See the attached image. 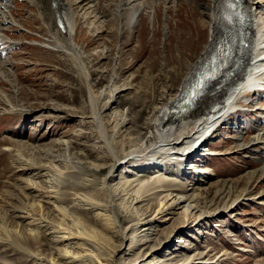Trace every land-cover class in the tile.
Here are the masks:
<instances>
[{"label":"rangeland","instance_id":"374dc122","mask_svg":"<svg viewBox=\"0 0 264 264\" xmlns=\"http://www.w3.org/2000/svg\"><path fill=\"white\" fill-rule=\"evenodd\" d=\"M63 1L71 5L76 17L73 43L84 74L51 44L48 23L31 0H0L8 8L2 15H8L3 18L9 23L0 24L5 34L0 45V96L9 101L8 107L0 102V217L11 211L10 224L24 239L22 246L32 251L22 238L19 212L29 202L39 201L48 219L53 220L55 209L61 207L64 214L82 220L80 225L96 230L105 244L102 256L110 253L119 264H264V147L257 148L258 153L238 147L253 133L240 142L233 139L237 127L233 125L243 119L245 98L238 102L236 116L200 148V153L207 150L209 154L187 161L194 169L206 170V180L175 166L162 172L144 166L147 170L138 173L131 166L114 168L109 185L124 239L117 226L104 229L103 211L77 207L70 199L31 201L24 186L27 176L11 164V156L28 166L72 171L89 197L90 188L98 186L111 164L107 146L90 124L91 99L96 108H103L120 87L127 88L101 120L116 154L133 150L154 132L149 123L154 110L173 101L211 35L207 7L213 0H146L154 11L144 13L133 30L122 28L126 12L118 15V0H95L90 19L87 7L73 5L77 0ZM263 121L257 127L264 129ZM138 135L142 139L134 144ZM157 175L158 180L152 179ZM34 183L45 186L40 178ZM173 195L197 197V214L186 217L182 210L157 214L161 202ZM155 217L157 222L142 227ZM137 222L133 234L131 228ZM40 244L45 246L44 241ZM43 246L37 251L41 253ZM0 264L38 263L0 244Z\"/></svg>","mask_w":264,"mask_h":264},{"label":"bare ground","instance_id":"6f19581e","mask_svg":"<svg viewBox=\"0 0 264 264\" xmlns=\"http://www.w3.org/2000/svg\"><path fill=\"white\" fill-rule=\"evenodd\" d=\"M94 1L95 0H77L73 5L76 6L77 9L87 7L86 10L90 11L87 18L90 19L91 17H89V15L95 13L93 9ZM117 2L118 15L121 16L120 13L121 11L123 12V10L126 12L124 17H122L124 21L121 24L122 28L125 29H135L144 13L150 14L154 11L152 4H147L146 0H118ZM31 3L39 10L40 18L48 23L47 33L50 35L51 44H55L58 51L73 60L76 69L84 74L82 60L73 43V35L76 34L78 24L75 21L76 17L73 10L70 11L71 5L64 3L63 0H31ZM263 4L264 0L238 1L235 13L238 23V36L239 39L243 40V43L240 44L241 51H232L233 54L230 60H232V63L238 58L239 59L233 63L232 66L230 63V67H226L225 65L217 66V71L222 73V76L216 79V81L207 83L205 88L202 89V92L200 91L193 100V104L187 110L188 112L179 119H175L171 115V109L175 103L177 105L182 101L179 99L180 95L185 93L186 89L189 90V93L195 88L199 78L204 74H211L213 72V67H216V60L221 59V51L218 44L222 32L224 31L223 29L228 27L229 24L227 19L229 9L225 4V0H213V4L211 2V5L207 7V14L209 13L208 16L211 27V35L208 43L205 45L200 58L193 68L187 72L179 87V92L173 101L160 108H156V110H154L155 114L152 112L153 115L149 123L153 124L152 126L155 128L154 132L147 139H142L140 135H138L132 140L133 143L136 144L142 139L140 144L136 145V148L133 150L126 153L121 152L122 154H116L112 146L113 143H111V140L107 137L106 128L101 120L102 113L116 104L117 95L127 88L120 87V89L110 97L111 99L103 108H96L95 101L91 99L94 107L90 114V124L95 130L96 136L99 137V141L105 144V147L107 146L106 152L110 157L111 164L108 173L101 179L98 186L90 188L91 194H89V197H86V194L82 192L85 187L81 185V180L79 181L76 175L72 174V171H66V169L62 171L59 169V171L55 166H28L23 164L24 162H21L16 156H11V164L19 172L27 176L24 186L27 194L32 196L31 201L33 198H44L47 200L53 199L52 202L57 203V200L60 202L63 199H70L77 204V207L81 206L84 209L88 207V209L103 211L105 212V214H103L105 216H102L101 220L105 221L104 229L116 230L114 228L117 226L121 233L120 237L124 239L125 230H120L117 210L115 205L112 204L114 191L112 192L113 189L110 188L109 185L111 181L109 177L114 168L118 170L125 166H131V170L138 173L144 170V166H147L148 169H158L161 172L163 169H170L172 166H175L179 168L181 172H192L196 176L202 175L206 180V170L202 168L194 169L192 166H188L187 161L197 154H209L207 150H203V152L200 153V148L219 130L222 124L227 122L231 116H236L235 113L239 110L238 102L245 98L244 103L253 107V112H255L254 115L260 111V114H257V118L259 120H264V107L258 106V101L249 99L246 93L249 89L261 83V80L264 82L262 74H258L264 71V13L261 14L258 12L260 8L262 9V7H264ZM3 12L8 13V8L0 4V16L2 18L5 16L2 15ZM5 18L8 19V15H6ZM7 19L3 18L0 24L7 25ZM3 33L4 32L0 31V45L5 41L3 40L5 39V34ZM12 46L14 47L16 45L13 44ZM229 68H233L234 70L230 78L227 75ZM0 102L3 106L8 107L9 101L7 99L1 98L0 96ZM9 107L11 108V106ZM12 108L14 107L12 106ZM257 118L255 120H257ZM251 123L253 122L251 121ZM236 128L235 131L237 134H235L236 136H234L233 139L240 142L241 139H245L244 137L246 136ZM148 139L150 143H148ZM238 147H244L249 153H258L256 149L264 147V129L257 127L253 135L249 136L247 142L243 146L240 145ZM145 170H147V168H145ZM252 173L256 174V171ZM37 178H40L42 182L45 183L44 188L34 183V179ZM152 179L158 180L159 177L157 175L152 177ZM123 188H128V186H123ZM162 191L163 190L159 189L160 193H162ZM134 192L140 193L138 190H134ZM54 196L56 197L55 199ZM90 196H92V198H90ZM47 200H45L44 203L50 206V210H53L54 208H51L52 205ZM29 203L30 204L25 207L21 206L23 208L19 212L20 217L18 216V218L21 219L20 226H22L24 232L22 238L25 236L26 245L32 248V251L22 246V242H25L23 241L24 239H21V235L12 228L10 224V218L12 216L11 211L6 217H0V234L4 238L0 239V244H4L13 248L15 251L23 253L24 257L26 256L27 258L33 259L38 264H119V262L113 258L115 256L112 254L110 255V253L106 258L102 256L104 255L103 249L105 244L98 238L96 230H89L87 229L89 226L87 227L85 224H79L82 220L78 222L77 218H71V215L68 216L67 213V215L64 214L61 207L59 208L60 210L55 209V215H53V220H51L48 219L49 217L46 213L41 212L42 206L39 204V201ZM162 204L164 205L162 206ZM70 205L71 204H69V206ZM159 208L161 210L157 214L162 215L163 213L170 212L174 214V212L182 210L185 212L186 217H193L199 211L197 197L183 195L166 197L165 201L161 202L159 205ZM161 215L158 216L161 218ZM156 217L151 221L143 223L142 227L149 228L151 224L158 221ZM141 221L143 222L144 220L142 219ZM138 223L139 222L136 223V226L131 228L133 234L138 230L136 228ZM101 239L103 240V237ZM41 241L45 242V246L40 244ZM131 245H133V242H131ZM40 246H43V250H40L41 253L37 251ZM73 248V251H75L74 253L72 252Z\"/></svg>","mask_w":264,"mask_h":264},{"label":"water","instance_id":"95a60500","mask_svg":"<svg viewBox=\"0 0 264 264\" xmlns=\"http://www.w3.org/2000/svg\"><path fill=\"white\" fill-rule=\"evenodd\" d=\"M201 81L202 78H199L198 84L193 88L189 93L188 89L185 90V93L180 95V98L182 101L172 107L171 109V115L175 119H179L182 117L184 114H186L188 111V108L193 104V100L197 97V95L200 93L202 90L201 87Z\"/></svg>","mask_w":264,"mask_h":264}]
</instances>
